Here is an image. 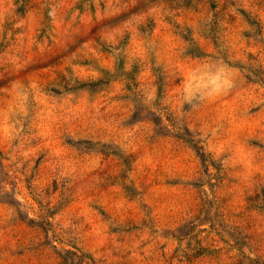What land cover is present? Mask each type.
<instances>
[{"label":"rangeland","instance_id":"rangeland-1","mask_svg":"<svg viewBox=\"0 0 264 264\" xmlns=\"http://www.w3.org/2000/svg\"><path fill=\"white\" fill-rule=\"evenodd\" d=\"M0 264H264V0H0Z\"/></svg>","mask_w":264,"mask_h":264}]
</instances>
